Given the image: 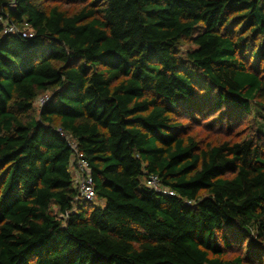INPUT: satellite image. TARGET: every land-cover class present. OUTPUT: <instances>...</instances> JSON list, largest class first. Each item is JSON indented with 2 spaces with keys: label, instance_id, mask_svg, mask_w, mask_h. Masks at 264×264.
<instances>
[{
  "label": "trees",
  "instance_id": "1",
  "mask_svg": "<svg viewBox=\"0 0 264 264\" xmlns=\"http://www.w3.org/2000/svg\"><path fill=\"white\" fill-rule=\"evenodd\" d=\"M72 1L0 0V264H246L227 253L264 244V147L202 148L174 115L264 110V0Z\"/></svg>",
  "mask_w": 264,
  "mask_h": 264
},
{
  "label": "rangeland",
  "instance_id": "2",
  "mask_svg": "<svg viewBox=\"0 0 264 264\" xmlns=\"http://www.w3.org/2000/svg\"><path fill=\"white\" fill-rule=\"evenodd\" d=\"M35 2L41 9L59 6L61 9L71 12L78 10L82 6L79 1L74 2L72 0H63L61 2L35 0ZM234 29L235 35L246 31L245 27L240 24L235 25ZM243 35H248V32L243 33ZM261 38L257 42H260ZM194 47L195 45L192 42L184 40L181 43L180 50L185 55L187 50ZM250 62L253 65L256 63L258 67L261 65L259 72L264 74L261 58H252ZM35 107L39 110L40 99L36 101ZM182 114L177 113L174 115V118L182 124V132L192 136L202 148L209 144H220L224 141L240 142L245 140L261 141V145L264 147V134L261 133L262 130L264 131V110L259 106H255L254 111L250 114L239 115L236 118L231 117L230 119L227 111L219 113V111L209 108L192 117ZM71 172L74 176L73 169H71ZM95 201L103 206L104 202L102 200L96 199ZM238 255L248 256L245 261L246 264H264V244H260V242L252 244L249 240L243 243V245H235L230 248L227 258L232 259Z\"/></svg>",
  "mask_w": 264,
  "mask_h": 264
},
{
  "label": "built area",
  "instance_id": "3",
  "mask_svg": "<svg viewBox=\"0 0 264 264\" xmlns=\"http://www.w3.org/2000/svg\"><path fill=\"white\" fill-rule=\"evenodd\" d=\"M21 31L20 27L16 26L13 23H6L5 24V30L4 32H18ZM24 32V35H30L32 36V33H26L27 31H22ZM45 97L40 98V104L44 101ZM70 143L74 149V155L71 159V168L73 169L74 172V184L76 188L79 190V195L89 199V200H94L96 198V191L94 187V180L92 176V170L90 163L86 159L85 155L83 152H81L76 144V142L70 140ZM147 186L158 190L163 193H169V194H174L173 191H170L167 187H165L158 176L156 175H151L148 177L146 181Z\"/></svg>",
  "mask_w": 264,
  "mask_h": 264
},
{
  "label": "crops",
  "instance_id": "4",
  "mask_svg": "<svg viewBox=\"0 0 264 264\" xmlns=\"http://www.w3.org/2000/svg\"><path fill=\"white\" fill-rule=\"evenodd\" d=\"M72 169V168H71Z\"/></svg>",
  "mask_w": 264,
  "mask_h": 264
}]
</instances>
